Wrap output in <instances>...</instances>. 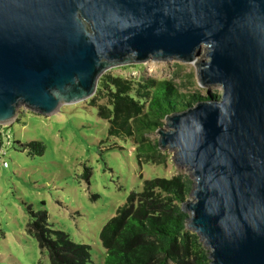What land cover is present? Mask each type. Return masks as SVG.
<instances>
[{"label":"water","instance_id":"1","mask_svg":"<svg viewBox=\"0 0 264 264\" xmlns=\"http://www.w3.org/2000/svg\"><path fill=\"white\" fill-rule=\"evenodd\" d=\"M148 61L220 87L156 130L191 177L186 229L209 264H264V0H0V125L19 106L54 115L109 69Z\"/></svg>","mask_w":264,"mask_h":264},{"label":"rangeland","instance_id":"2","mask_svg":"<svg viewBox=\"0 0 264 264\" xmlns=\"http://www.w3.org/2000/svg\"><path fill=\"white\" fill-rule=\"evenodd\" d=\"M104 74L130 82H164L185 98L220 94L219 86L198 85L192 65L175 61L114 67ZM93 104L108 101L95 94L49 117L19 106L12 123L0 125V264H56L45 241L55 244L57 234L89 248L92 262L102 264L99 232L131 192H140L147 180H191L185 168L174 164L172 151L158 148L156 164L138 162L131 139L109 137L108 123ZM158 137L157 132L147 135L150 142ZM29 142L41 143L43 154L32 156L19 148ZM42 211L44 223L31 214ZM63 245L53 247L64 252Z\"/></svg>","mask_w":264,"mask_h":264},{"label":"trees","instance_id":"3","mask_svg":"<svg viewBox=\"0 0 264 264\" xmlns=\"http://www.w3.org/2000/svg\"><path fill=\"white\" fill-rule=\"evenodd\" d=\"M95 94L108 101V105L93 104L98 116L108 123V136L131 139L138 162L154 164L161 156L157 142H150L147 135L156 132L168 114L203 99L196 94L187 98L178 95L164 82H130L106 74L99 78ZM19 148L32 156L43 154L39 142L19 144ZM191 187L187 177L176 176L144 181L140 192H131L99 232L102 264H209L198 236L186 229L187 216L181 210ZM31 214L41 223L46 220L44 211ZM39 226L41 229L44 224ZM39 236L43 242V234ZM59 236L55 244L45 241L56 264H94L89 248ZM61 241L64 252L53 247Z\"/></svg>","mask_w":264,"mask_h":264},{"label":"built area","instance_id":"4","mask_svg":"<svg viewBox=\"0 0 264 264\" xmlns=\"http://www.w3.org/2000/svg\"><path fill=\"white\" fill-rule=\"evenodd\" d=\"M1 165H2L3 168H7V167H8L6 161H2V160H1Z\"/></svg>","mask_w":264,"mask_h":264}]
</instances>
